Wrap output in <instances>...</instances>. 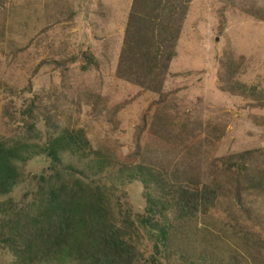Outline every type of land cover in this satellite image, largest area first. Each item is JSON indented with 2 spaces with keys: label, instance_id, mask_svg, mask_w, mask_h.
Here are the masks:
<instances>
[{
  "label": "rangeland",
  "instance_id": "1",
  "mask_svg": "<svg viewBox=\"0 0 264 264\" xmlns=\"http://www.w3.org/2000/svg\"><path fill=\"white\" fill-rule=\"evenodd\" d=\"M148 47L158 50L159 69L145 77L146 89L136 65ZM82 54L94 59L87 71L78 70ZM258 98L264 101V0H0V141L41 146L64 128L83 130L107 166L100 178L132 221L144 215V189L138 181L121 185L127 172L120 169L140 167L188 188L217 186L207 215L171 220L178 228L166 252L155 254L139 229L136 264H180L198 253L264 264L253 243L264 241ZM184 114L186 132L168 137L169 122ZM229 156L231 167L213 168ZM46 165L43 156L29 161L8 198L21 205ZM0 264H13L1 248Z\"/></svg>",
  "mask_w": 264,
  "mask_h": 264
},
{
  "label": "trees",
  "instance_id": "2",
  "mask_svg": "<svg viewBox=\"0 0 264 264\" xmlns=\"http://www.w3.org/2000/svg\"><path fill=\"white\" fill-rule=\"evenodd\" d=\"M157 52L148 47L137 61L136 67L140 76L143 75L139 85L146 89L150 86L148 80L159 69ZM81 57L79 71L95 65L91 55ZM168 61L169 58L166 64ZM257 101L258 107L264 108V101L261 98ZM26 107L24 115L33 111L32 104ZM188 116H177L169 122L168 137L176 139L186 132ZM36 156H43L47 165L32 176L34 189L18 205L8 196L24 176L28 162ZM237 159L242 161L244 154ZM233 161L232 156L216 159L213 168L231 167ZM81 162L84 169L77 167ZM106 167L91 152L81 129L64 128L41 146L0 141V198H7L0 202V248L11 256L13 264H136L135 240L139 229L146 231L155 254L164 253L176 239L178 227H173L171 220L183 222L205 216L218 200L214 183L188 188L169 183L163 176H155L140 167L120 169V173L127 172L121 185L138 181L144 189V215L132 221L130 210L124 209L115 188L107 187L100 178ZM91 171L94 177H90ZM256 241L253 240L254 249L264 251V241ZM180 259V264H235L232 260L221 262L199 253Z\"/></svg>",
  "mask_w": 264,
  "mask_h": 264
}]
</instances>
